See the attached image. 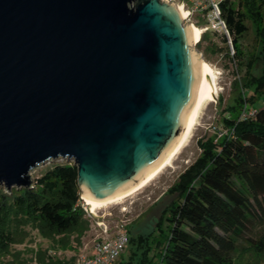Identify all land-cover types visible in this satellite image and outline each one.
Returning a JSON list of instances; mask_svg holds the SVG:
<instances>
[{
  "label": "water",
  "instance_id": "obj_1",
  "mask_svg": "<svg viewBox=\"0 0 264 264\" xmlns=\"http://www.w3.org/2000/svg\"><path fill=\"white\" fill-rule=\"evenodd\" d=\"M193 43L166 0H0V185L59 158L81 198L133 185L181 132Z\"/></svg>",
  "mask_w": 264,
  "mask_h": 264
},
{
  "label": "trees",
  "instance_id": "obj_2",
  "mask_svg": "<svg viewBox=\"0 0 264 264\" xmlns=\"http://www.w3.org/2000/svg\"><path fill=\"white\" fill-rule=\"evenodd\" d=\"M219 9L227 34L209 32L220 34L235 73L247 22L256 24L259 50L244 61L243 76L232 80L233 89L239 87L213 133L198 140L199 155L169 188L176 198L161 215L165 228L130 237L126 226L129 256L119 264H238L237 250L256 258L264 252V0H223ZM251 60L260 62L257 75L248 72ZM89 228L71 161L49 164L30 187L0 185V264H26L13 246L30 241L32 231L48 243L29 249L36 264H75L76 256L56 253L75 251Z\"/></svg>",
  "mask_w": 264,
  "mask_h": 264
},
{
  "label": "rangeland",
  "instance_id": "obj_3",
  "mask_svg": "<svg viewBox=\"0 0 264 264\" xmlns=\"http://www.w3.org/2000/svg\"><path fill=\"white\" fill-rule=\"evenodd\" d=\"M216 18L212 12L208 14L207 23L215 21ZM185 24L195 26L200 29L204 20L199 15H191L184 19ZM248 30L244 36L239 39L241 51H242V65L240 69L235 73L233 62L227 60L223 55L224 48L220 39L219 33L206 32V36L196 44L194 47L198 52L202 54V59L207 63L210 68L213 69L216 76V86L218 94L212 100L205 102L198 115L196 125L190 134L189 139L180 150V152L174 157L170 166L163 169L153 180L147 185L128 195L120 201L106 204L97 209V216L92 215L88 206L82 200V205L90 213V228L81 238V244L77 246L75 251H57V255L60 257L69 258L71 256H77L78 253L87 252L88 248L93 244L95 237L101 230L100 225H107L111 231L115 230V226L118 222L123 220L126 222V226L130 237H136L138 234L147 236L155 226L165 228V218L161 217L163 211L171 201L176 198V192L170 193L168 190L180 175L199 155L200 148L198 146L199 139H205L213 133V126L219 123L220 112L231 103L232 96L235 95L236 89H238L239 82L236 84V88L231 86L232 80L237 77L243 76V64L244 61L252 59L253 56L259 50V41L256 39V24L253 22H247ZM219 31H221L219 29ZM203 33H201L202 35ZM200 35V37H201ZM200 40V39H199ZM230 46V45H229ZM259 61L251 60L248 72L257 75ZM247 78V77H246ZM243 81V78H238ZM237 79V80H238ZM249 93V92H248ZM247 93V94H248ZM248 106V105H247ZM68 161L66 159H56L54 161L47 162L40 165L32 172L33 177L36 176L43 168H46L53 162ZM72 162V161H71ZM264 228V225L261 227ZM260 228V231L262 230ZM156 234V232H155ZM31 240L13 246V250L20 252L19 258H27L26 264H36L31 256L32 252L29 249L35 250L37 247H47L46 240L41 238L36 231L31 232ZM241 247H246V243L241 241ZM130 244H127L125 249L117 256L112 264H119L120 261H126L129 256ZM152 254V251H151ZM235 254H238V264H264V252L260 254L258 258L251 254L249 251L237 250ZM12 256H6L4 259H11ZM158 260V257L155 258Z\"/></svg>",
  "mask_w": 264,
  "mask_h": 264
},
{
  "label": "bare ground",
  "instance_id": "obj_4",
  "mask_svg": "<svg viewBox=\"0 0 264 264\" xmlns=\"http://www.w3.org/2000/svg\"><path fill=\"white\" fill-rule=\"evenodd\" d=\"M176 9L180 14L181 19L187 18L188 13L185 8H183L181 5H178L176 6ZM188 28L193 35L194 45L199 41L201 31L193 25H188ZM198 73L199 74L196 87L194 89L195 91L193 94L192 104L178 138L174 141L168 151L150 167L148 172L142 174V176L133 185L129 186L120 193L102 198L91 196L90 194H82V199L88 206V210L92 215L97 216V209L105 206L106 204L120 201L128 195L144 187L151 180H153L163 169L171 165L174 157L180 152V150L189 139L193 127L196 125L199 111L202 105L208 100L214 99L218 94L215 72L207 63L203 61L200 54H198Z\"/></svg>",
  "mask_w": 264,
  "mask_h": 264
},
{
  "label": "built area",
  "instance_id": "obj_5",
  "mask_svg": "<svg viewBox=\"0 0 264 264\" xmlns=\"http://www.w3.org/2000/svg\"><path fill=\"white\" fill-rule=\"evenodd\" d=\"M176 6L181 5L187 11V17L199 15L204 20L200 26L201 33L211 29H220L225 34L227 30L223 20L220 17L219 4L223 0H166ZM212 12L216 20L210 24L207 23L208 14ZM252 114V111H248ZM84 210L90 216V213L83 206ZM101 230L95 237L91 252H81L75 257V264H112L117 256L123 251L129 242V235L126 231V222L121 220L115 226V230L107 225H100Z\"/></svg>",
  "mask_w": 264,
  "mask_h": 264
},
{
  "label": "crops",
  "instance_id": "obj_6",
  "mask_svg": "<svg viewBox=\"0 0 264 264\" xmlns=\"http://www.w3.org/2000/svg\"><path fill=\"white\" fill-rule=\"evenodd\" d=\"M92 250V245L88 248L87 252H91Z\"/></svg>",
  "mask_w": 264,
  "mask_h": 264
}]
</instances>
